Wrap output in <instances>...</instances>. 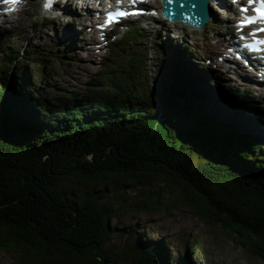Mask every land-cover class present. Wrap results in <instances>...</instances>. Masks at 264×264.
<instances>
[{
  "label": "trees",
  "instance_id": "obj_1",
  "mask_svg": "<svg viewBox=\"0 0 264 264\" xmlns=\"http://www.w3.org/2000/svg\"><path fill=\"white\" fill-rule=\"evenodd\" d=\"M12 50L3 52L12 78L0 65V255L13 264H203L195 258L204 257V241L182 234L172 261L165 243L138 238L135 253L107 248L122 238L127 214L185 207L218 223L264 264V141L245 142L264 128L234 123L251 118L238 115L246 105L234 106L216 82H207L210 72L192 63L188 47L172 57L159 51L165 74L159 93L115 64L110 85L92 81L101 93L75 105L42 101L63 55ZM126 63L132 74L147 70L143 57ZM33 67L40 71L34 84ZM146 101L157 108L142 107ZM217 128L234 143L221 140ZM137 188L147 192L133 202L129 194ZM173 189L181 190L178 200L167 198Z\"/></svg>",
  "mask_w": 264,
  "mask_h": 264
},
{
  "label": "rangeland",
  "instance_id": "obj_2",
  "mask_svg": "<svg viewBox=\"0 0 264 264\" xmlns=\"http://www.w3.org/2000/svg\"><path fill=\"white\" fill-rule=\"evenodd\" d=\"M211 9L215 14L212 19V22L215 25L213 29H209L212 27L210 24V27H207L209 30L203 28L197 32L194 31V33L188 29L184 30L182 27L169 29V31L167 29L166 32L161 33L160 28L157 27V30H144V41L137 36L135 32L129 33L128 39L131 41H127L126 44H124L129 46H123L124 50L119 49L116 56H120V58L122 56L136 57L141 52L143 58H145L144 68L147 70H145V72L141 71L143 74H135V72L132 74L130 69H125L122 70L125 72V75L123 76H128L126 72L129 73L130 77L139 75L141 81L143 82V84L140 85L142 88L147 90L150 88H156L157 93H159L158 90L162 87V81L165 79V74L163 73V69H161V64H159L160 59H162L159 51L163 49L155 45V41L160 39L164 42L167 41L172 47H185V44H187L194 53H200L199 56H201L203 60L209 58L213 60L212 62H217L216 57H219L217 48L220 38L225 35L226 22L218 13V7H212ZM62 12L66 13V9H62ZM21 18V22L12 19L10 24L6 26L7 29H5V32H8V36L11 37V41L4 42V45H6L9 49L10 47H18L20 53L23 49L29 47L41 53L46 49V41L54 42L57 39L58 41L63 40L66 38V35L65 33L59 32V28L63 29L64 27V30H67V32L74 35L73 31H69V27L67 25L68 18H62L61 20L55 19L54 22H50L45 20L44 16H42L39 11L29 12L26 16L22 15ZM33 19H38L40 21L39 25L36 27L32 26ZM79 21L80 23L74 21L76 31L82 30L86 33L87 31L85 30L82 19L79 18ZM159 24V26H161L160 22ZM0 29H2L1 24ZM170 30L175 31L170 32ZM168 33H172L173 35ZM0 34L2 33L0 32ZM85 39L88 41L89 37L85 35ZM132 41H143L144 44L135 47V44ZM134 47L138 48L140 52L136 50L137 54L129 55L130 51L133 52ZM70 56L69 60L66 61V67H62L58 70L57 73H59L60 76L54 77L51 81L53 89L48 97H52L55 100H62L61 94H63V92L70 94L71 92L74 93V91L75 93L78 92L85 96L86 92H88L87 94H95V92L92 91L96 88H87L86 86L89 84L88 81L100 76L104 77V80H107V82L104 83L110 85V75L107 77L106 74H103L101 68L106 64L113 65V60L115 59L114 61H117L119 57L113 59L112 55H109L107 47L104 48V50L96 52V50H90L89 47L77 45L72 50ZM122 61L124 64H121V60H118L116 64L121 65L124 69L126 68L125 60L123 59ZM6 72L8 75L11 74L10 69H7ZM39 73L40 71L37 67H33L32 70L30 69V82L33 84L37 83L40 78ZM146 78L148 79V82L145 81ZM226 78L227 79H224L226 85H231V89H235L233 85L236 82L233 79H229L230 77L228 76H226ZM25 87H28V85ZM39 87L41 86L39 85ZM5 92L6 91L3 92L4 96L6 95ZM156 96L158 98V95ZM156 96L152 93L153 99H155ZM62 101L64 102L65 100ZM150 106L154 109L157 108L155 102L153 101H146L145 104L142 105L144 108H150ZM211 106L214 109L216 104ZM228 111L229 113H233L231 109ZM257 152L263 153L260 149H258ZM262 159L264 160V156ZM152 186L156 187L155 184ZM180 191V189H173L167 198L178 200V198H180ZM139 192H147V190L137 188L132 191L129 195L131 198L133 197V202H139L145 197L143 193L138 195ZM124 219L125 223L122 225V238H113L110 244L107 245V248H112L115 252L131 250V252L135 253L137 248H135L136 246L134 241L139 238L142 241L153 242L159 245H163L165 243L164 246L167 248L166 256L172 261L173 259H176L178 252L181 250V243L178 242V235L182 234L185 237H197L204 241L205 255L203 257L202 255H199V252L196 253L195 259L198 263L203 261V263L206 264L208 261L210 264H260L256 257L237 247L234 244V241L231 240L229 235H227L228 233L226 234L218 223L206 221L205 219L197 217L194 214L193 208H179L169 213L150 212L142 214L141 217H139V214L129 213L126 217H124ZM159 221H163V223L165 225H169L170 228L159 224ZM131 225L135 226L133 234H131L128 230V227ZM13 263L14 262L11 257L0 255V264Z\"/></svg>",
  "mask_w": 264,
  "mask_h": 264
},
{
  "label": "snow or ice",
  "instance_id": "obj_3",
  "mask_svg": "<svg viewBox=\"0 0 264 264\" xmlns=\"http://www.w3.org/2000/svg\"><path fill=\"white\" fill-rule=\"evenodd\" d=\"M12 3V4H18L20 3V0H5V3ZM168 5H171L175 2V0H166ZM235 2V0H234ZM117 4H120V0H116ZM129 3L135 7V5L138 3V0H129ZM52 5V0H47V2L45 3L44 7L50 8ZM195 4H192L191 7H195ZM179 7L181 9H183L184 7H186V5L184 3H181L179 5ZM239 11L241 13H244L245 15H243V17L240 19L239 23L236 25L238 30L243 31V29L245 28H249L252 25L255 24H260L261 27L256 31V32H251L249 33V35L252 36H256L259 34L264 33V0H247V7H240ZM249 11H251V13H253L252 15H249ZM204 13V9L203 7H201V14ZM140 14L139 10L136 11H124V10H120L117 9L114 12H109L107 14V21L105 25H102L101 28H103L104 26H107L111 23H115L118 22L119 18H125L128 16H135ZM155 13H153L154 15ZM243 35L241 36V39H243ZM258 43L260 45H264V40L258 41Z\"/></svg>",
  "mask_w": 264,
  "mask_h": 264
},
{
  "label": "water",
  "instance_id": "obj_4",
  "mask_svg": "<svg viewBox=\"0 0 264 264\" xmlns=\"http://www.w3.org/2000/svg\"><path fill=\"white\" fill-rule=\"evenodd\" d=\"M181 2L184 3V4H187L189 6L192 5V4L196 5L195 6V10L198 13V17H200L199 20L201 21L200 23L202 25L203 24V20H205V18H207V9H208L207 8V0H175V2L173 4L176 5V6H179ZM201 7H203V9H204V13L203 14H201ZM177 16L181 18V14L178 13ZM3 104H2V106H3ZM217 130H219V131L222 130L221 133L217 132L218 135L220 136L219 138H221V140H223L224 142L229 143V144H233L234 143L233 142L234 141L233 138H230V137L226 136V134H227L226 130H223V129H220V128H217ZM235 131L236 130H234L233 133H236ZM26 132H28V131L26 130ZM255 140H257L258 142H263L264 141V134H263L262 131H260V133L257 136H254V137L253 136H248L247 138H245V142L248 143V145H252V143ZM136 252H140V251L137 249ZM105 264H108V263H105Z\"/></svg>",
  "mask_w": 264,
  "mask_h": 264
},
{
  "label": "bare ground",
  "instance_id": "obj_5",
  "mask_svg": "<svg viewBox=\"0 0 264 264\" xmlns=\"http://www.w3.org/2000/svg\"><path fill=\"white\" fill-rule=\"evenodd\" d=\"M211 1V0H210ZM212 2H214V0H212ZM216 3V2H215ZM66 7H67V3H66ZM65 9V6L63 7V10ZM207 24V25H206ZM204 26H207V27H210V25H209V23L207 22ZM187 31V30H186ZM185 31V32H186ZM197 32V31H196ZM203 32V31H202ZM193 33H194V31H193ZM236 33H239L238 31L236 32ZM198 34V33H197ZM195 35V34H194ZM234 40V44H236L237 43V41H240V38H238V37H236L235 35H234V37H232ZM239 47V46H238ZM237 50H238V48H237Z\"/></svg>",
  "mask_w": 264,
  "mask_h": 264
}]
</instances>
